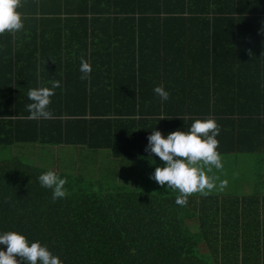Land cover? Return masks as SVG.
Masks as SVG:
<instances>
[{
    "label": "trees",
    "instance_id": "obj_1",
    "mask_svg": "<svg viewBox=\"0 0 264 264\" xmlns=\"http://www.w3.org/2000/svg\"><path fill=\"white\" fill-rule=\"evenodd\" d=\"M18 10L19 31H35L29 40L41 44L14 54L55 59L70 51L68 57H83L92 71L78 82L82 96L54 91L50 119L30 118L28 98L0 95V151L37 144L152 159L145 151L152 131H186L205 118L220 128V154L252 153L264 139V0H19ZM150 25L181 31L161 50L168 61L158 62L156 51L145 48L142 31ZM63 27L84 30L67 33L75 48L62 51ZM112 34L118 37L113 45ZM13 35L0 34V56ZM48 37L57 44H44ZM112 68L117 84L135 85L133 95L120 96L112 82L96 92L94 79ZM161 82L170 93L163 103L146 96ZM86 168L74 176L51 168L67 178L66 196L53 201L37 181L49 168L19 157L0 160V231L39 240L63 264H264V242L239 241L240 228L257 236L264 231V197L189 196L178 205V193L165 188L156 194L97 190Z\"/></svg>",
    "mask_w": 264,
    "mask_h": 264
},
{
    "label": "crops",
    "instance_id": "obj_2",
    "mask_svg": "<svg viewBox=\"0 0 264 264\" xmlns=\"http://www.w3.org/2000/svg\"><path fill=\"white\" fill-rule=\"evenodd\" d=\"M34 32L35 31L33 30L17 31L13 33L14 35L12 36V38L9 37L6 41V43H9L10 41H13V43L10 42L7 47H5V50H2L6 54V57L0 56V95L5 93H8L10 95L11 92H14L17 97L28 98L27 93L29 89L36 87H50L52 82L59 81L60 86L54 90L55 92H57V94H60L64 98L82 96L84 89L78 84L79 80H81V74H76L79 71V68L77 67L80 66L81 58L76 59L68 57V53L70 51L63 53L61 56L54 57L55 59L35 57L32 56V54L30 56H27L26 54L22 56L14 54L15 50H18L20 46L22 47V50L29 49V51H32L41 44L38 41L29 40L32 37L31 34H33ZM59 32H61L63 36L62 51H65L66 49L75 48L73 39H70L67 33L84 32V30H71L70 28L63 27ZM98 32L113 33L115 32V30L102 29ZM142 33L145 36V48L149 50H155L156 55L159 58L158 62H165L168 61V57L167 54L163 56L161 54V50H167L169 47H172V43L175 42L173 35L181 33V31L175 27H173L172 29H168L167 27L163 26L150 25L149 27H146L142 31ZM25 34H29L30 36H26ZM100 38L98 39V41L100 40ZM103 38L104 37L101 38L102 43ZM108 38L111 41L112 45L113 43H117V36L114 37V35L112 34V36H108ZM138 39L139 37L137 38V40ZM85 40L86 37L80 38V41H83V43L85 42ZM88 40L90 43L91 37ZM48 41L51 42V47L53 44H57L56 42L54 43L53 40H50L49 37L47 41L44 42V44H48ZM0 43L4 44L3 39L0 41ZM103 63L104 62H99V64ZM113 63L114 62H112V64ZM53 66L58 68H54ZM114 72L115 69L112 68V70L107 73L106 78L94 79L95 81L100 83L93 84V88L96 90V92H102L100 90L102 89V85H105L108 82H112L110 89L114 91L116 86V91L120 96L127 95L128 92L132 93L133 95L135 85H131V89H129L127 88L129 85L124 86L121 84H117L119 79L117 77L115 78L114 75H112ZM149 80L157 81L164 79H158L156 77L154 78L153 75H150ZM114 82H116V84H114ZM157 85L164 86L162 82L161 84H155L152 86L155 87ZM147 93L148 94L146 96L150 97V99L156 98L159 100V97L153 93V90H149ZM150 105L153 108V102ZM126 107L128 110L133 108V106L130 104H126ZM256 146L257 150L252 153L231 152L227 154H221L222 160H225L226 158H235L237 161H240V167L230 169L213 168L209 174H211V177L217 178L215 181L217 185H219L220 181L226 182L223 189H219L217 187L211 191H208L207 194L193 193L190 196L199 197L204 195H217L220 198H241L244 196L248 197L255 195L258 197H264V139H259L256 142ZM93 157H98V155ZM99 161L101 160L94 162ZM115 162L120 165V169H124L122 165L130 166V178H122L127 177V175L116 174L113 178H117L118 180L115 179L112 182L108 183V181H106L103 177L99 176L98 169L96 171L87 167L86 172L90 176V178L93 179L94 186L110 189L117 187L133 188L137 191L152 194L160 193L161 190H163L164 188L166 189V187L158 185L157 183H155L154 185L155 192L149 191L148 185L146 186V189L139 188V183L143 180L144 181L141 184H148V182L151 180V173L154 171L155 167L159 166L162 163L159 157L151 159L147 158V156L139 154L137 156H130L129 158H123L119 160L116 159ZM170 190L173 193H177L171 188ZM224 205L226 207V203ZM216 209L218 208L216 207ZM249 232H251V229L243 230L242 228H240L239 241L245 242L249 240H255L264 242L263 230H261V234H258L259 236L255 234H248ZM263 248L264 245L262 249Z\"/></svg>",
    "mask_w": 264,
    "mask_h": 264
},
{
    "label": "clouds",
    "instance_id": "obj_3",
    "mask_svg": "<svg viewBox=\"0 0 264 264\" xmlns=\"http://www.w3.org/2000/svg\"><path fill=\"white\" fill-rule=\"evenodd\" d=\"M19 0H0V34L15 33L22 29V14L18 10ZM80 79L87 80L92 71L90 63L81 57ZM60 86L59 81L52 82L50 87L29 89L27 95L31 101L26 109L33 119H50L49 109L54 90ZM163 103L170 93L162 86L153 88ZM163 119V118H161ZM220 133L216 121L211 118L196 119L188 129H177L163 134L155 129L148 136L145 151L159 157L161 164L155 167L150 179L158 185L176 191L175 202L185 205L193 193L207 194L214 188L223 189L226 182L215 183V177L207 175L213 168H222L217 136ZM151 157V156H150ZM41 187L51 191L53 201L63 199L67 189V178L49 168L37 177ZM0 264H63L61 258L54 254L46 244L39 240L30 241L19 231H0Z\"/></svg>",
    "mask_w": 264,
    "mask_h": 264
},
{
    "label": "rangeland",
    "instance_id": "obj_4",
    "mask_svg": "<svg viewBox=\"0 0 264 264\" xmlns=\"http://www.w3.org/2000/svg\"><path fill=\"white\" fill-rule=\"evenodd\" d=\"M79 148L75 146H41L37 144H18L11 149L0 151V160L11 159L14 157L21 158L24 162L30 164H36L44 168H59L61 171L70 173L74 176L78 172L80 166H87L90 169H98V174L106 181L112 182L117 178H113L114 175H127L130 178L131 169L129 165H122L124 169H120V165L115 162L108 150H100L91 152V150ZM98 155V157H93ZM99 162H94L98 161ZM222 168L230 169L240 167V161L235 158H226L222 160ZM86 176H89L87 172H84ZM211 176V174L207 173ZM90 177V176H89ZM118 180V179H117ZM144 181V180H143ZM139 183L140 189H146L149 186V191L155 192V181L151 179L148 184ZM141 184V185H140ZM95 189L99 190L98 187ZM167 192H172L170 188H166ZM201 194V193H200Z\"/></svg>",
    "mask_w": 264,
    "mask_h": 264
}]
</instances>
